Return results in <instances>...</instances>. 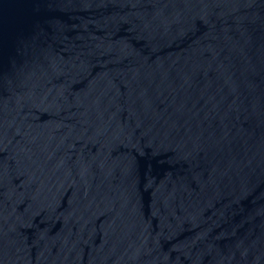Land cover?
Returning <instances> with one entry per match:
<instances>
[{"label": "water", "instance_id": "obj_1", "mask_svg": "<svg viewBox=\"0 0 264 264\" xmlns=\"http://www.w3.org/2000/svg\"><path fill=\"white\" fill-rule=\"evenodd\" d=\"M0 264H264V0H0Z\"/></svg>", "mask_w": 264, "mask_h": 264}]
</instances>
